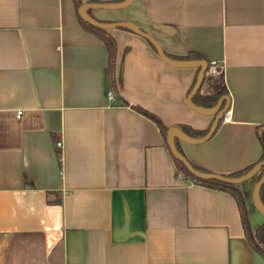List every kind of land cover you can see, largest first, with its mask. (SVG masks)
<instances>
[{"label":"crops","instance_id":"obj_1","mask_svg":"<svg viewBox=\"0 0 264 264\" xmlns=\"http://www.w3.org/2000/svg\"><path fill=\"white\" fill-rule=\"evenodd\" d=\"M77 9L0 0V264H263L232 195L174 173L165 147L168 127L193 136L213 117L185 105L196 68L111 27V86L107 49ZM86 13L132 23L168 58L201 55L210 64L199 93L221 71L227 118L204 141L172 138L191 164L226 175L257 159L264 0H130ZM129 104L153 113L163 136ZM256 173L234 184L250 232L264 219L251 200Z\"/></svg>","mask_w":264,"mask_h":264},{"label":"trees","instance_id":"obj_2","mask_svg":"<svg viewBox=\"0 0 264 264\" xmlns=\"http://www.w3.org/2000/svg\"><path fill=\"white\" fill-rule=\"evenodd\" d=\"M89 1H94V0H89ZM95 1H97V0H95ZM74 2H75V6L78 8V5L80 4V0H74ZM77 16H78V20L80 21L82 26L86 30L96 34L102 40L103 44L105 45V47L107 49V53H108V58H107L108 66H107V68H108V73H109V79L111 80V86H112L114 84L113 71H114V64H115L114 59H115V50H116L114 39H113L112 35H110L106 29L91 25L90 23L85 21L81 16H79L78 13H77ZM174 58L175 59L194 58V59L204 60L201 57V55H199L198 53L193 52V51H191L187 55H184L183 57H174ZM205 61H206V66H205V69L202 73V76L207 71L209 64H210L208 60H205ZM195 68L197 71V67H195ZM194 76H193V80L191 82V85L195 79ZM209 76H211L212 82L209 85V89L207 90V92L206 93L205 92L199 93L198 88H197L193 92V94L190 98V100L193 101L195 104L203 106V107H208V106L212 105L220 95H223V93L226 94L223 83H222L221 71L218 68H212L209 71ZM201 82H202V80H201ZM201 82L199 83L198 87L200 86ZM124 103H126V102H124ZM129 106L132 107L137 112H139L141 115H143V116L147 117L149 120H151L154 123V125L158 128L160 134L163 136L164 131H165V127L163 125H161L158 118L153 113H151L148 110L142 109L141 107H139L137 105L129 104ZM218 121L219 120H217V122ZM205 131H206V129L201 130V131H196L195 133L197 135H193V136L189 135L192 132H190L189 134H187V133H185V134L187 136L193 138V137L201 136ZM254 136L258 140V143H259V153H258L259 156L257 157V159L254 162L243 166L242 169L235 170L233 172L227 173L226 175H229V176L241 175L243 172H245L248 168H250L258 160L264 159V124L258 123L254 126ZM165 147L167 149L169 157H171V159L173 161L174 173H181L185 177L189 178L192 182L195 181V182L207 185V186L211 185V186H215L217 188H221L225 191L227 190L232 195L234 202L236 203V206H237L238 215H239V219L241 221L243 234L246 235L247 240H248L250 246L252 247V249L254 251H256L259 255H261L262 261L264 264V249L261 247V244L264 243V219L259 223V225H257L252 230V232H250V230L248 228L247 219H246V212H245L244 203H242V196H241L238 188L233 183H228V182L225 183V182H221V181H218L216 179H213V178L202 179V178H199L196 176H192L190 173L187 172V170L184 168V166L182 165V163L178 159H175L174 157L171 156V154L168 151V147H167L166 142H165ZM175 148H176V150L179 151L178 147L175 146ZM190 165L193 168H195L196 170L204 172L202 169H200L196 165H193L191 163H190ZM263 168H264L263 165H260L258 167L257 173H256V179H258V176L263 172ZM257 198H258L259 202H261V204L264 206V180L258 185ZM52 200L47 198V202H51Z\"/></svg>","mask_w":264,"mask_h":264},{"label":"water","instance_id":"obj_3","mask_svg":"<svg viewBox=\"0 0 264 264\" xmlns=\"http://www.w3.org/2000/svg\"><path fill=\"white\" fill-rule=\"evenodd\" d=\"M130 0H121L119 2H103V1H94V2H83L78 5L77 13L79 16H81L85 21L90 23L93 26H97L103 29H110L111 27H120L124 29H129L130 31H133L140 35L141 37L143 36L148 40V42L154 47L157 55L164 61L167 62L171 65H181V66H194L197 67V71L195 73V79L188 90L186 97H185V105L189 107L190 109H194L198 112L204 113V114H212L213 117L209 123L208 129L199 137H189L182 132L178 130V128L175 127H168L165 131L164 134V141H166L168 151L171 154L172 157L175 159H178L184 168L187 170L188 173H190L192 176H196L202 179H216L221 182H228V183H238L241 182L243 179H246L253 175L254 173L257 172V169L260 165L264 166V159L258 160L256 163H254L250 168H248L245 172H243L241 175L238 176H229V175H222V174H217L214 172H202L198 171L195 168H193L188 160L183 157V155L176 150L174 142L172 141V138H178L179 140L182 141H187V142H200L204 141L206 138L209 137L210 133L213 131V129L216 126V122L219 118H221L222 113L225 110V106L227 104V95L223 94L220 95L215 102L208 106V107H203L200 105H196L190 102V98L193 94V92L198 88L199 83L203 79L202 73L205 69L206 66V61L202 59H171L168 58L165 53L162 51L161 47L157 45V43L154 41V39L144 30H140L137 28L135 25L128 21H111V22H106V21H100L96 18H93L92 16H89L86 13L87 8H94V7H104V8H110V7H123L125 4H127ZM157 27H159L162 30H166L167 25L165 24H158ZM264 180V168L263 172L258 176V179L253 184L252 192H251V200L252 203L254 204L255 208L257 209L258 212L261 213V215L264 218V206L259 202L257 198V191H258V185Z\"/></svg>","mask_w":264,"mask_h":264},{"label":"built area","instance_id":"obj_4","mask_svg":"<svg viewBox=\"0 0 264 264\" xmlns=\"http://www.w3.org/2000/svg\"><path fill=\"white\" fill-rule=\"evenodd\" d=\"M106 95H107V97H108L109 99H112V98H113V95L111 94L110 91H107V92H106ZM226 118H227V115H226V113H225V111H224V112L222 113V115H221V120L224 121V119H226ZM56 145L60 146L61 144H60V142H56Z\"/></svg>","mask_w":264,"mask_h":264}]
</instances>
